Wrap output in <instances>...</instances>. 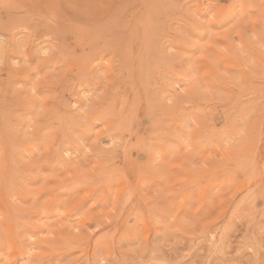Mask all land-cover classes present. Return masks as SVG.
I'll return each mask as SVG.
<instances>
[{"label": "rangeland", "instance_id": "rangeland-1", "mask_svg": "<svg viewBox=\"0 0 264 264\" xmlns=\"http://www.w3.org/2000/svg\"><path fill=\"white\" fill-rule=\"evenodd\" d=\"M262 45L264 0H0V264H264Z\"/></svg>", "mask_w": 264, "mask_h": 264}, {"label": "snow or ice", "instance_id": "snow-or-ice-1", "mask_svg": "<svg viewBox=\"0 0 264 264\" xmlns=\"http://www.w3.org/2000/svg\"><path fill=\"white\" fill-rule=\"evenodd\" d=\"M216 7H217V8H220L221 6H220L219 4H217ZM242 7H243L242 5H241V6H237V7H234V8L232 9L231 12H223V13H221V15L219 16V19L222 20V19H224L226 16H235V14H236L238 11H240V10L242 9ZM212 19H213V20H217V16H216V15H213V16H212ZM262 46H264V45H262ZM105 79H106V76H105ZM261 81L264 82V76L261 77ZM205 91H206V90H205ZM89 106H91V102H90V101H89ZM85 118H86L85 116L81 115V117H80L81 122H83V120H84ZM262 123H264V121H262ZM235 134H236V135H242L243 133H242L241 130L237 129V130L235 131ZM88 151H91V149H89ZM79 231H80V229L77 228V229H76V232L79 233ZM109 264H112V262H109Z\"/></svg>", "mask_w": 264, "mask_h": 264}]
</instances>
